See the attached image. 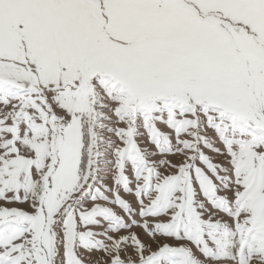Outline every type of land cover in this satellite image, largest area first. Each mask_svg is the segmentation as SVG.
I'll return each mask as SVG.
<instances>
[{
    "label": "snow or ice",
    "instance_id": "6c2138e0",
    "mask_svg": "<svg viewBox=\"0 0 264 264\" xmlns=\"http://www.w3.org/2000/svg\"><path fill=\"white\" fill-rule=\"evenodd\" d=\"M0 264H264V0H0Z\"/></svg>",
    "mask_w": 264,
    "mask_h": 264
}]
</instances>
